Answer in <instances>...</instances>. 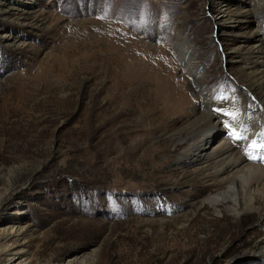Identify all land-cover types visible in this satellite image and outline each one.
<instances>
[{
    "label": "rangeland",
    "instance_id": "rangeland-1",
    "mask_svg": "<svg viewBox=\"0 0 264 264\" xmlns=\"http://www.w3.org/2000/svg\"><path fill=\"white\" fill-rule=\"evenodd\" d=\"M260 38L264 0H0V264H264V198L183 161Z\"/></svg>",
    "mask_w": 264,
    "mask_h": 264
},
{
    "label": "bare ground",
    "instance_id": "bare-ground-1",
    "mask_svg": "<svg viewBox=\"0 0 264 264\" xmlns=\"http://www.w3.org/2000/svg\"><path fill=\"white\" fill-rule=\"evenodd\" d=\"M180 51L184 67L199 76L201 64L195 56L187 59L189 55L184 57L185 52L182 48ZM255 59H262L259 63L264 66V39L260 38L254 47L250 60ZM249 92L253 100L247 99V104L238 100L230 102L220 96L205 102L195 111L184 137L187 148L183 161L213 160L209 178L217 184L211 197L216 209L226 206L229 200L241 209L247 198L252 206L256 205L254 201L264 198V67L252 72ZM220 129L226 130L229 139H223L210 151Z\"/></svg>",
    "mask_w": 264,
    "mask_h": 264
},
{
    "label": "snow or ice",
    "instance_id": "snow-or-ice-1",
    "mask_svg": "<svg viewBox=\"0 0 264 264\" xmlns=\"http://www.w3.org/2000/svg\"><path fill=\"white\" fill-rule=\"evenodd\" d=\"M262 158H264V157H262Z\"/></svg>",
    "mask_w": 264,
    "mask_h": 264
}]
</instances>
